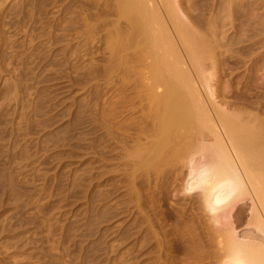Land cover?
<instances>
[{
    "label": "rangeland",
    "instance_id": "1",
    "mask_svg": "<svg viewBox=\"0 0 264 264\" xmlns=\"http://www.w3.org/2000/svg\"><path fill=\"white\" fill-rule=\"evenodd\" d=\"M81 1L0 0V264H192L216 256L209 235L219 226L196 193L182 194V176L131 174L125 158L142 126L138 88L102 50V0ZM114 109L127 120L119 132ZM243 206L247 217L249 200ZM233 216L228 224L242 238L248 228Z\"/></svg>",
    "mask_w": 264,
    "mask_h": 264
},
{
    "label": "bare ground",
    "instance_id": "2",
    "mask_svg": "<svg viewBox=\"0 0 264 264\" xmlns=\"http://www.w3.org/2000/svg\"><path fill=\"white\" fill-rule=\"evenodd\" d=\"M99 8L109 17L102 50L112 70L135 83L143 110L139 135L136 128L125 136L135 139L124 157L131 174L182 176V194L196 193L199 208L219 226L209 235L216 256L188 260L264 264V0H102ZM114 112L118 131L127 120ZM234 214L248 228L242 238L229 225Z\"/></svg>",
    "mask_w": 264,
    "mask_h": 264
}]
</instances>
